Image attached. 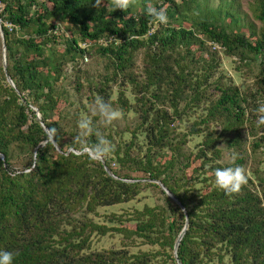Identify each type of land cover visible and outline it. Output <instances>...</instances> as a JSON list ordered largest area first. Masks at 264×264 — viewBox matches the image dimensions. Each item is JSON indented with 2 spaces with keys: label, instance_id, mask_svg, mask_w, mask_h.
<instances>
[{
  "label": "trees",
  "instance_id": "trees-1",
  "mask_svg": "<svg viewBox=\"0 0 264 264\" xmlns=\"http://www.w3.org/2000/svg\"><path fill=\"white\" fill-rule=\"evenodd\" d=\"M149 4L166 8L167 24ZM250 11L238 0H135L126 12L0 0L15 84L0 34V250L14 264H178L186 223L182 264H264V0ZM98 99L121 119L106 124ZM82 118L95 130L86 144L97 131L111 142L104 162L74 141ZM235 166L248 183L229 196L214 173ZM106 235L122 246L93 250Z\"/></svg>",
  "mask_w": 264,
  "mask_h": 264
},
{
  "label": "clouds",
  "instance_id": "clouds-1",
  "mask_svg": "<svg viewBox=\"0 0 264 264\" xmlns=\"http://www.w3.org/2000/svg\"><path fill=\"white\" fill-rule=\"evenodd\" d=\"M134 2L135 0H95V7L100 8L102 5L106 7L111 6L114 10L120 9L126 12ZM147 15L155 22L161 24L168 23L165 7L157 8L149 4L147 6ZM95 110L98 112L101 119L109 125L121 119L122 116L119 110L113 108L110 103L102 99L96 101ZM255 111L257 113V127L264 126V103H260ZM78 128L80 131L74 138V141L81 144L82 151L88 154L91 159H104L114 150L111 142L101 136L98 131L95 132L97 136L96 144L88 145L85 143L86 138L95 131L90 119L82 118L78 122ZM34 167L35 162L33 163V168ZM214 176L217 188L223 190L225 194L229 196L238 195L242 191V188L248 183V176L242 166L217 168ZM0 264H14V254L6 250H0Z\"/></svg>",
  "mask_w": 264,
  "mask_h": 264
},
{
  "label": "rangeland",
  "instance_id": "rangeland-1",
  "mask_svg": "<svg viewBox=\"0 0 264 264\" xmlns=\"http://www.w3.org/2000/svg\"><path fill=\"white\" fill-rule=\"evenodd\" d=\"M220 0H212L213 5L217 6L218 2ZM253 0H238L240 2L241 7L243 10L248 11L249 14L250 11V3ZM224 68L228 73L231 75H236L232 69L231 62L225 61ZM237 81L241 82L242 79L237 77ZM153 200H150L149 198L141 199L139 201H132L123 205H115L111 207H103L100 208V214L103 215L104 213H112V212H118L121 213L127 209H133V208H142L143 204L145 202L152 203ZM97 221L102 222L104 219L103 217H96ZM122 246L121 244V235H106V236H94L92 240V249L93 250H101V249H108V248H120Z\"/></svg>",
  "mask_w": 264,
  "mask_h": 264
},
{
  "label": "water",
  "instance_id": "water-1",
  "mask_svg": "<svg viewBox=\"0 0 264 264\" xmlns=\"http://www.w3.org/2000/svg\"><path fill=\"white\" fill-rule=\"evenodd\" d=\"M0 24H1V20H0ZM0 34H1V38H2V41H3V65H4V70H5V73H6V77H7V80H8V82L10 83V85H12V87L14 88V86H15V84H14V82H13V80H12V78H11V76L8 74V72H7V55H6V43H5V39H4V32H3V29H2V26L0 25ZM33 110H35L36 111V113H37V118L41 121V123H42V125H43V127H44V129H45V131L50 135V140L53 142V144L57 147V149H59V146H58V144H57V142L55 141V139L53 138V136L51 135V133H50V131H49V129L47 128V126L45 125V123L41 120V115H40V113L38 112V109L37 108H35V107H33ZM103 162H104V160L103 159H101ZM106 169H107V171H108V173L110 174V175H112L113 177H116V176H114L113 175V173L110 171V169L109 168H107L106 167ZM157 183L162 187V189L172 198V199H174L181 207H182V204H181V202L168 190V188L166 187V186H164V184L163 183H161L160 181H157ZM182 209H184V211H185V208L184 207H182ZM187 214H185V216H186ZM187 223H186V226H185V228L181 231V233H180V235H179V237H178V239H177V242H176V244H175V256H176V259H177V262H178V264H182L181 262H180V260H179V258H178V256H177V248H178V246H179V244H180V241H181V238L183 237V235L185 234V231H186V229H187Z\"/></svg>",
  "mask_w": 264,
  "mask_h": 264
}]
</instances>
